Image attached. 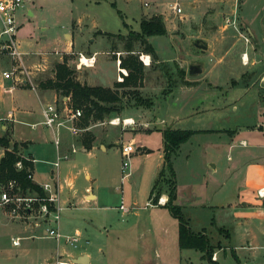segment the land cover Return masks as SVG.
I'll use <instances>...</instances> for the list:
<instances>
[{
	"label": "rangeland",
	"instance_id": "rangeland-1",
	"mask_svg": "<svg viewBox=\"0 0 264 264\" xmlns=\"http://www.w3.org/2000/svg\"><path fill=\"white\" fill-rule=\"evenodd\" d=\"M145 1L151 3L150 7L147 8L141 4V2ZM191 1L193 0H118V7H114L111 2H106L100 7L92 9L90 4L87 5V1L84 0H75L74 3L73 0H34L31 5L34 11L33 16L27 19L24 10H20L18 13V19L23 23L18 34V39L21 42L20 48L27 55L28 53L30 54L29 56L25 55L27 81L26 84H20V86H36V83L41 79L50 78L56 68L55 60L64 61L68 57V63L80 72L78 76H80L82 82L89 83V75L97 77L100 72L102 81L96 79L97 82L95 83L98 84L97 86L111 83V88L118 91L121 97L120 102L115 104V107L118 109L104 119H92L86 127L80 125V119L76 120V126L83 129L78 135H81L82 142L84 140V146L90 148L95 142L98 146L102 144L103 150L97 149L89 154L83 151L81 146H77L79 152L77 151V161L75 167L72 169V175H76V190L75 192H71V195H73L72 205L64 208L61 212V230L66 235H73L78 229L83 235L77 243V247L61 243L62 247L68 251L74 250L79 252L81 248L86 247L90 252L98 254L100 248H104L106 253L108 250L107 256L111 258V264H113L118 255L125 258L134 252L133 246L126 243L128 241L126 238L127 233H148L143 240L144 243L149 244V249L158 246L161 254L162 251H165L162 244L166 245L167 242L170 243L172 237L175 236L177 238L178 236L179 224L177 219L171 215L169 208L163 206L154 209L153 207L156 204H153L150 200L151 191L157 178V175H155L156 166L159 162L161 149L163 148V133L158 131V129L154 130L153 133L137 131L134 142L142 146L146 145L153 151L143 154L140 152L142 148L138 153L133 154L130 159V168L125 171H123L124 158L121 149L123 142L111 144H113L112 138H115L114 140H122L125 131H128L127 133L129 134L133 130L131 127L138 124V122L134 124L124 123L125 116L135 113L133 106L139 105L137 99L139 95L134 94L135 91H138L142 97L152 99L155 102L156 108L152 110V119L163 114L164 108H159L157 106L158 103L162 102L165 106L166 101L164 99L168 96L170 97L171 92L175 91V94H177L178 88L185 84L183 79L186 81V66L182 67L181 65L183 56L190 61L194 56L205 52L203 48L195 45L194 41L204 36H209L212 31L210 26L215 25V23L217 25L230 24V18H232L231 10L228 11L229 13L212 20V15L210 14L214 5L213 0H210L207 5H203L201 10H194L195 5L190 6ZM236 1L239 7H241L243 0ZM176 2H179L183 6L184 15L186 14L184 17L173 12L172 4ZM170 6V18L172 22L171 24L168 22L170 29L167 35L148 38L154 45L157 59L153 55L152 64L146 66L140 56L142 53H150L146 48V44L135 41L133 46L134 55H138L140 61L145 66L144 77L137 86H120L119 83L122 81L118 79V59H124L129 56L127 51V43L130 40L129 33L141 30L143 12H147V10L153 13L155 11H168ZM81 11H89L90 15H95L101 19V27L96 31L94 36H98L97 33L101 30L113 34L112 36L107 35L105 37L103 45L101 44V40L89 42L85 39L79 42L80 30L76 26L72 30L73 37L70 32L67 38L66 34L71 28L72 17L79 16ZM192 14L196 15L195 20L187 21L188 16L193 19ZM159 15L165 18L163 14L159 13ZM146 17L148 18L149 15L143 16V18ZM229 27L226 35L231 37V41L226 45L223 53L230 50L237 43L231 52L235 57V62L232 64L235 65V68L237 66V69L241 68V70H246L247 72H244V74L237 72V74L220 79L221 85L219 87L223 91V94L220 96L224 97V104L233 102L236 96L230 100H225L229 98L228 90L240 86H243L240 88L244 89L253 83L254 89L256 88L255 91L258 89L261 92L257 102L254 99L251 100L250 97L245 98L242 102H236L240 110H243L241 118L237 119L238 122L234 119L223 125V130L229 129L233 133L238 126L237 124L249 123L254 119H258V109L264 104V86H261L263 85L262 78L264 77V50L258 45H254L250 48L252 49L251 56L245 64L243 62V54L248 51V45H251L254 40L258 41V39H252L242 23H239L238 26L232 24ZM200 29L203 31L200 32ZM213 32L216 31L213 30ZM117 34H123L124 37L120 38ZM260 34L262 38L259 37V40H264V13L260 20ZM72 38L76 41L78 40V42L76 46L74 45L72 52L67 53L65 51V42L72 40ZM103 48L107 53L104 54L105 56L101 53L99 57H105L104 66L101 65L99 67L101 63H98L99 66L97 65L93 69L94 71H89L90 68L84 65L79 67L81 54L90 57L94 54L92 50L101 51ZM175 57L179 59L176 60ZM170 58H175V60L169 61ZM158 59L160 62H158ZM225 64L228 66L227 63ZM181 71H184V75H181ZM208 84L211 87L210 89H216L213 84ZM144 86H148L149 88L142 90ZM27 103L32 104L30 98L27 100ZM144 106L148 107L147 105ZM172 106L175 108L176 105L174 103L170 105V110L173 111ZM116 118L120 121L118 124L113 123V120ZM121 118L123 119L121 120ZM204 119L199 120L196 118L189 121L184 119L179 125H173V121H171L168 123V126L201 129L217 128L222 125L218 120H214L213 124L211 123L210 125ZM137 128H141L140 125H137ZM39 130L44 132L42 136L40 135V141L46 147V149H43V152L40 153L39 151V158L45 157L47 160H53L51 149H54L56 146L55 139L57 135L61 138L63 145H72L73 142H71L70 138L77 136L65 127L61 128L58 133L55 131V134H53V130L50 127L44 125L40 126ZM128 134L125 135V138L128 137ZM198 139V137H193L189 142L192 150H194L191 158L186 160V154L188 153V146H186V148L181 147L182 154L180 153L178 159L181 160L182 167L180 171V181L182 184H180L182 186L194 184L197 190L200 188L201 181L199 176L203 171L201 169L203 162L207 159L206 155H212L214 152L210 148L208 150L201 148ZM107 147L108 149L105 150ZM228 158L229 155L225 153L220 161V165L223 166L229 163ZM66 160L64 159V161ZM211 163H215V160L213 161L212 159ZM45 166L47 170L52 168V165L47 164ZM87 171L92 175L91 179L85 177ZM130 171L132 175H129V177L124 176V172ZM167 176L169 175L166 173L165 177L160 179L155 193L159 189L161 191L167 190ZM219 179L220 181H224L221 177ZM89 185L99 194V198L92 203H86L82 200ZM135 201H137L135 211L139 212V216L132 215L133 213L123 215V211L116 209V206L122 203L124 207L129 208L134 205ZM181 201L182 197L179 196L178 203L181 204ZM184 204L189 203L184 202ZM30 222L32 221L26 222V225L30 224ZM131 225L133 228H131V231H128L126 227ZM49 227L57 228L58 225L52 219L49 223L37 229L36 234L39 237H36L34 240L32 238L25 239L22 241V245L17 247L11 244L10 233H7V235L6 233H2L4 236L0 240V264H43L48 253L56 256L58 249L57 240L45 237ZM2 232H4L3 228ZM61 242L64 241L62 240ZM225 242L223 239L222 242H217V246H223L222 244ZM261 251L259 264H264V248ZM242 252L240 254L242 263L249 264L254 261L249 251ZM221 257H224V253H222ZM253 263L255 264V262ZM93 264H98V260L94 259ZM224 264H237V262L235 258L230 256V260Z\"/></svg>",
	"mask_w": 264,
	"mask_h": 264
},
{
	"label": "crops",
	"instance_id": "crops-1",
	"mask_svg": "<svg viewBox=\"0 0 264 264\" xmlns=\"http://www.w3.org/2000/svg\"><path fill=\"white\" fill-rule=\"evenodd\" d=\"M74 1L75 0H73V3ZM84 1H87L86 4H90L92 9H96L106 2H111L114 7H118V0ZM213 1L214 5L210 14L212 15V20L229 13V10H231L230 13L232 18H230V24L217 25V23H215V25H211V37L210 35L201 36L202 38L194 41V44L203 48L205 52H201L200 55L194 56L190 61L183 56L181 65L182 67L186 66V81L195 84H184L180 86L177 94H175V91L171 92L170 97L168 96L164 99L166 101L165 106L162 102H159L157 105L159 108H164V113L153 119L151 118V114L153 113L152 110L156 108L155 102L151 107H143V105L140 104L138 106L134 105L133 109H135V113L129 114L124 118L132 119L135 123L138 122L137 125H140L141 128H137V125L131 127L133 130H131L129 134L127 133L128 131H125L122 140H114L115 138H112L113 144L111 145L132 141L135 139L137 131L149 133H153V131L157 129L161 131L163 133V148L161 149L159 162L156 166L157 170L155 175H157V180L161 169L165 165L164 130L167 127L180 128L174 127L173 125H179L184 119L189 121L196 118L199 120L205 118L204 120L210 123V125L211 123L213 124L214 120L221 122L222 125L217 128L194 129L200 132L191 137L199 138L198 143L201 148L207 150L210 148L214 151L212 155L207 154V159L203 162L201 169V171H203L199 176L201 181L199 190L196 189L194 184H189V186H187L188 184L185 185L187 187L182 186V182L180 181V171L182 167L181 160L178 159L180 153L182 154L181 147L186 148V146H188L186 160L190 159L194 151L189 143L191 139L182 144L179 151L174 156L173 165L176 172L178 198L179 196L182 197L180 205L183 207L184 213L189 219L194 231L207 234L214 246H217L223 239L226 241L222 244L223 246H217L215 248L214 254H216L217 257L215 261L218 264H224L230 260V256L235 258L237 264H244L242 263L240 255L243 253L242 251H249L254 258L253 262L259 264V257L262 252L261 249L264 248V198L258 195V189L264 187V104L259 107L258 119H254L255 121L237 124L238 126L233 133L229 129L223 130V125L226 122H231L234 119L239 120L243 114V110H240L236 102H242L245 98L249 97L251 100L254 99V101L257 102L261 92L258 89L255 91L256 88L254 89V83L244 89L240 88L243 86L235 87L228 90L229 98L225 100H230L234 96H236V98L233 102L228 101L229 103L224 104V97L222 98V96H220L223 94V91L219 87L221 85L219 81L225 77L237 74V72L239 74L247 72L246 70H241V68L237 69V66L235 68V65L232 64L235 62V57L231 52L237 43H235L230 50L223 53L224 48L231 41V37L226 35L227 30L230 28L229 26H232V24L238 26L239 23H242L243 27H246L250 37L252 39H258V41L254 40L251 45H248V51L243 54V62L245 64L251 56L250 53L252 49L250 48L254 45H258L264 50V40H259V37L262 38L260 34V20L264 13V0H243L241 7H239L236 0ZM209 2L210 0H193L190 2V6L195 5L194 10H201L202 6L207 5ZM146 3H148V5H146ZM141 4L147 8L151 5L148 1L141 2ZM31 5L28 16L26 15L27 19L34 15ZM170 11L171 6L168 11H155L153 13L147 10V12H143L142 15L148 14V18H151L153 15L159 13L163 14L165 16L166 26H168V22L169 24L172 22ZM185 15H183V17ZM191 16L193 19L188 16L186 20H195L194 18L196 15L194 16L192 14ZM100 21L101 19L99 17L90 15L89 11H81L79 16L72 17L71 28L66 34L67 38L70 32L73 37L72 30L76 26L80 30L79 42L85 39L89 42L101 40V44L103 45L108 32L101 30L97 33L98 36H94L96 31L101 27ZM22 24L21 22V27ZM169 26L167 27L168 31L170 29ZM213 30L216 32H213ZM199 31L202 32L203 30L200 29ZM77 42L78 40L76 41L74 38L69 41L67 40V42H65V51L71 53ZM204 44L208 46L204 48ZM92 51L94 53L93 56H95V64L93 66H88L90 68L89 71H94L93 69L98 63H101L100 66L98 65L99 67H101V65L104 66L105 57L100 58L99 56L101 53L102 55L107 53L104 48L101 51ZM128 53L130 54L129 51ZM131 53H135L134 50ZM29 55L28 53L27 56ZM148 55H151L152 64L153 54L150 53ZM244 55H246L245 59ZM178 57L180 58V56ZM178 57H175L176 60L179 59ZM155 58L157 59L156 54ZM175 58H170L169 61H174ZM60 62L62 61L55 60V66ZM158 62H160L159 59ZM225 63H227L229 67ZM79 73L80 72L77 74L79 75ZM54 75L55 70L50 78L54 77ZM78 79L81 81L80 76H78ZM96 79H102L100 72L97 77L89 75L88 80L90 84H87L97 86L98 84L95 83L97 82ZM41 81H44V79L38 81L36 86L24 85L13 87L11 82L4 81L0 75V137H9L11 139V146H13L14 142L24 143V146H22L23 155L31 158L34 162V182L43 184L54 179L53 181L58 184L60 189V206L63 210L72 205L73 195H71V192H75L76 190V175H72V169L75 167L77 153L79 152L77 146H81L83 151L90 154L94 150L102 149L103 145L101 144L98 146L94 142L90 148H86L83 144L84 140L82 142V138H80L81 135H77L74 138H70L71 142H73L72 145H63L61 142L60 149H58L57 146L51 149L53 160H47L45 157L39 158V151L41 153L44 151L43 149H46L40 141V135L42 136L44 132L39 130L40 126H46L43 123V105L47 103H56L59 107H64L66 104L71 105L69 96H62L55 89L42 87L40 84ZM207 82L213 84L216 89H210L211 87ZM262 83L263 85L261 86H264V77L262 78ZM100 86L111 87V83L100 84ZM146 88L149 87L144 86L142 90ZM29 98L32 104L27 103ZM172 103L176 105V109L172 106L173 111L170 110V105ZM122 119L123 118H121V120ZM171 121H173V125L168 126V123ZM180 129L191 128L181 127ZM52 132L55 134L54 130ZM126 134H128V137L125 138ZM108 147L105 150H107ZM5 150V148H0V159L4 156ZM152 151L151 148L145 145L140 152L148 154ZM60 153L68 154L69 158H67L66 161H64V159L59 160L60 165L55 167L53 163L58 160ZM225 153L229 155V163L221 166L220 161ZM212 159L213 161L215 160V163H211ZM209 161L210 163H208ZM47 164L52 165V168L47 170L45 166ZM130 175H132L131 171ZM85 177L91 179L92 175L87 171ZM220 177L224 181H220ZM152 193L153 189L150 196L151 202L155 196V193ZM90 197H92V199H90ZM98 198L99 194L94 191L91 185L87 186L82 200L86 203H92ZM160 198H162L163 201L160 203L158 202L156 206L153 207L154 209L163 206L166 207V203L169 199L167 190L162 191L158 201ZM184 202H188L189 204H184ZM136 203L137 201L134 202V205L125 209L121 208L122 204H120L116 206V209L123 211V215H130L133 213L132 215L139 216V212L135 211ZM0 215L3 216L1 213ZM174 218L177 219L176 217ZM34 224L35 221H32L30 224L26 225L25 221L10 219L4 215L3 222L0 226V240L4 236L2 233H6V235L10 233V237L22 235L26 236V239L32 238L34 240L36 237H39L38 234H36L37 229L43 227L46 223L42 222L41 225L36 226ZM220 227L226 228L227 230L220 231ZM2 228L4 232H2ZM131 228H133L132 225L126 227L128 231H131ZM76 231L80 232L81 236L83 235L80 230L77 229ZM147 234L148 233H127L126 238L128 241H126V243L133 246L134 252L127 255L125 258H123L124 256L120 257L118 255L113 264H211L208 260L203 258L202 251L196 249H181L179 244V233L177 238L174 236L170 239V243L167 242L166 245L162 244L163 250H165L162 251V254L158 246L149 249V244L144 243L143 240L146 238ZM132 239L133 241H131ZM61 243L67 245L64 242L57 241V255L52 256L48 253L43 264H55L58 258L71 260L72 264H93L94 259L98 260V264H111V258L107 256V249L106 253L104 248H100L98 254L90 252L86 247L81 248L79 252L74 250L68 251L66 248L62 247ZM222 253H224L223 258L221 257ZM82 256H87L85 263L79 261V258ZM121 258L123 259L121 260ZM206 261H208V263H206Z\"/></svg>",
	"mask_w": 264,
	"mask_h": 264
},
{
	"label": "trees",
	"instance_id": "trees-1",
	"mask_svg": "<svg viewBox=\"0 0 264 264\" xmlns=\"http://www.w3.org/2000/svg\"><path fill=\"white\" fill-rule=\"evenodd\" d=\"M168 29L162 15L156 14L151 18H143L141 21L140 31H131L129 33L130 40L127 43L129 56L121 59L122 67H126L129 72L125 76L124 81L119 83L120 86H137V84L144 77L145 66L140 61L138 55L131 53L135 41H140L146 44L148 52L155 55V49L153 44L149 41V37L152 36H164L167 35ZM112 36L113 34L107 33ZM120 38H123V34H117ZM68 57L64 61L58 63L55 69V75L52 78H48L41 81L40 84L44 88L55 89L62 96H69L71 105L74 108H80L83 111V115L80 118V125L86 127L90 124L91 120H102L106 116L111 115L118 108L115 104L119 103L121 97L118 91L113 90L111 87L104 86H91L87 83H83L78 79V71L75 67H72L68 61ZM182 72V74H181ZM180 74L184 75V71ZM187 85L195 84L193 82L185 81ZM117 85V86H119ZM140 105L153 106L154 101L149 98L142 97L138 91H135ZM200 132L194 129H180L167 127L164 130L165 139V165L161 169L158 179L155 182L153 193L158 187L160 179L165 177L167 173L168 188L167 193L169 199L166 206L170 212L179 221V244L181 249H196L203 252V258L208 260L211 264H218L213 255L215 248L207 234L203 232H196L192 229L189 219L186 217L183 207L177 202L178 190L176 172L173 165V158L179 151L182 144L186 143L191 137ZM24 143L14 142L11 146V139L7 136L0 137V148H5V154L0 159V184L8 183L11 180H16L18 186L31 189L45 194L43 188L35 183L29 175L34 171V162L29 157L23 155ZM89 147V146H88ZM22 162V168L17 167V163ZM170 177V178H169ZM159 189L153 197V204H157L159 196L161 195ZM152 193V194H153ZM220 231H226V228L220 227Z\"/></svg>",
	"mask_w": 264,
	"mask_h": 264
},
{
	"label": "built area",
	"instance_id": "built-area-1",
	"mask_svg": "<svg viewBox=\"0 0 264 264\" xmlns=\"http://www.w3.org/2000/svg\"><path fill=\"white\" fill-rule=\"evenodd\" d=\"M34 0H0V75L4 81L12 83L13 87L26 84V64L25 55L20 48V41L18 39L21 22L18 19L20 10H24L25 15L28 16L30 5ZM148 5V3H146ZM172 9L176 14L184 15V9L176 2L172 4ZM149 58L147 60L146 58ZM141 60L146 64H151V55L142 53ZM245 58V57H244ZM95 64V56L86 57L81 54L79 66H93ZM119 76L118 79L124 81L125 76L128 75V70L121 67V58L118 59ZM44 120L43 123L59 132L63 127L68 128L73 134L78 135L81 129L76 126V120L80 119L83 111L80 108H74L70 104L64 107H59L56 103H47L42 108ZM116 120H113V123ZM120 122V121H119ZM125 124H134V120L125 119ZM55 144L60 149L61 138L57 135ZM144 146L136 144L134 139L130 142L122 143V155L124 158L123 171L130 168V159L133 154L138 153ZM69 158L68 154H59L58 160L53 164L55 167L60 165L61 159ZM32 160V159H31ZM18 168H22V162L17 163ZM124 176L128 177L130 172H124ZM29 177L34 181V171ZM52 179L43 184H39L43 188L45 194L31 189H25L18 186L16 180H11L8 183L0 184V226L3 222L4 215L10 219H17L21 221H35L36 225H41L42 222L46 224L52 219L57 223L58 227H49L45 237L56 239L58 242L62 240L73 247H77L80 240V232L76 231L73 235H66L61 230V212L60 206V189L58 184ZM258 195L264 198V187L258 189ZM160 198L159 203L162 202ZM121 208L125 209L123 203ZM37 236V235H34ZM26 236L17 235L11 237L13 246H21L22 241ZM216 254L213 255L215 260ZM55 264H72L71 260L58 258Z\"/></svg>",
	"mask_w": 264,
	"mask_h": 264
},
{
	"label": "water",
	"instance_id": "water-1",
	"mask_svg": "<svg viewBox=\"0 0 264 264\" xmlns=\"http://www.w3.org/2000/svg\"><path fill=\"white\" fill-rule=\"evenodd\" d=\"M207 46H208L207 44H206V45H205V44L203 45L204 48H206ZM191 72H192V68H191ZM86 257H87V256H82V257H80V258H79V261H80L81 263H85V262H86V259H87Z\"/></svg>",
	"mask_w": 264,
	"mask_h": 264
},
{
	"label": "bare ground",
	"instance_id": "bare-ground-1",
	"mask_svg": "<svg viewBox=\"0 0 264 264\" xmlns=\"http://www.w3.org/2000/svg\"><path fill=\"white\" fill-rule=\"evenodd\" d=\"M245 56H246V55H245ZM245 56H244V57H245ZM147 58H148V57H147ZM147 58H146V59H147ZM244 59H245V58H244ZM246 59H247V58H246ZM148 60H149V58H148ZM115 120H116V121H115V123H117V124H118V123H119V119H118V118H116Z\"/></svg>",
	"mask_w": 264,
	"mask_h": 264
},
{
	"label": "flooded vegetation",
	"instance_id": "flooded-vegetation-1",
	"mask_svg": "<svg viewBox=\"0 0 264 264\" xmlns=\"http://www.w3.org/2000/svg\"><path fill=\"white\" fill-rule=\"evenodd\" d=\"M200 47V46H199Z\"/></svg>",
	"mask_w": 264,
	"mask_h": 264
}]
</instances>
